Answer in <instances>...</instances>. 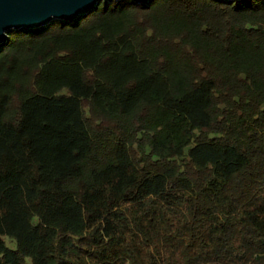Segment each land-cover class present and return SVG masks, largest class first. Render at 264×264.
Returning a JSON list of instances; mask_svg holds the SVG:
<instances>
[{"label":"trees","instance_id":"trees-1","mask_svg":"<svg viewBox=\"0 0 264 264\" xmlns=\"http://www.w3.org/2000/svg\"><path fill=\"white\" fill-rule=\"evenodd\" d=\"M8 33L0 264H264V0Z\"/></svg>","mask_w":264,"mask_h":264},{"label":"water","instance_id":"water-1","mask_svg":"<svg viewBox=\"0 0 264 264\" xmlns=\"http://www.w3.org/2000/svg\"><path fill=\"white\" fill-rule=\"evenodd\" d=\"M100 2L101 0H0V44L9 39L8 31L13 28L41 27L54 19L75 20L93 10Z\"/></svg>","mask_w":264,"mask_h":264},{"label":"rangeland","instance_id":"rangeland-1","mask_svg":"<svg viewBox=\"0 0 264 264\" xmlns=\"http://www.w3.org/2000/svg\"><path fill=\"white\" fill-rule=\"evenodd\" d=\"M8 239V241L10 242V244L11 245H13L14 243L11 241V239L10 238H7Z\"/></svg>","mask_w":264,"mask_h":264}]
</instances>
